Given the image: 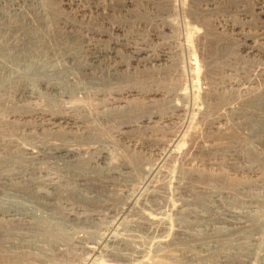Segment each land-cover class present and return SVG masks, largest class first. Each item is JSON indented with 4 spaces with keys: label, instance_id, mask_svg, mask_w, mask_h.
I'll return each mask as SVG.
<instances>
[{
    "label": "rangeland",
    "instance_id": "1",
    "mask_svg": "<svg viewBox=\"0 0 264 264\" xmlns=\"http://www.w3.org/2000/svg\"><path fill=\"white\" fill-rule=\"evenodd\" d=\"M9 10L0 30L19 38H0L5 258L264 264V0H26ZM30 32H44L40 56L54 69L69 65L63 44L99 55L96 78L74 69L76 84L64 77L60 91L35 80L16 93L20 68L8 65ZM16 154L21 162H3ZM86 169L90 182L78 176ZM19 185L30 196L2 198ZM11 204L24 212H3Z\"/></svg>",
    "mask_w": 264,
    "mask_h": 264
},
{
    "label": "bare ground",
    "instance_id": "2",
    "mask_svg": "<svg viewBox=\"0 0 264 264\" xmlns=\"http://www.w3.org/2000/svg\"><path fill=\"white\" fill-rule=\"evenodd\" d=\"M19 1L20 2H25L24 0H0V2H2L0 4V9H4V7H6L7 9H11V10H17V8L19 7ZM30 3V2H29ZM5 5V6H4ZM31 5V4H30ZM16 8V9H15ZM33 9V7H32ZM9 10V11H11ZM34 11V10H33ZM34 13V12H33ZM13 14V13H12ZM3 28V27H2ZM44 28V27H43ZM1 29V28H0ZM46 29V28H45ZM15 30V29H14ZM1 31V30H0ZM39 31V30H38ZM31 35H30V39L31 40H28V37H27V40L23 41L25 43L22 44V48L20 49L19 52H16L14 54H12V57L10 58V66L8 65V67H12V66H15L16 69L17 68H20V70L18 71L15 70L17 73L14 81H16L14 84L15 86V92L18 93V94H21V93H26L28 87L27 86H30V87H33V84L35 82V80H42L39 81L40 83H43L42 86H44V89L46 90H56L57 91H60L61 89V84L62 82L64 81V77H67V80L69 81H73L75 83L76 81V77H75V73H74V69H77V70H80L81 72H83L86 76H88L89 79H92L94 80L96 78V74L94 73V69L96 66L99 65L100 63V60H99V55L97 54H91L90 55L88 54V56H83L82 54L83 53H80V52H77V51H73L71 49H67V47H64V42L62 43L63 44V48H65V50H67V53H66V57L69 61V65L68 67L64 69H60V68H56L54 69V65H50L48 64L47 62L44 61V59L40 56L41 54V50H42V46H44V42H43V39H44V35L42 33H38V34H35L34 32H30ZM8 34V35H7ZM7 35V36H6ZM8 36L10 37L11 36V39L13 40L14 38L17 40V38H19V36L17 37V34H9L7 33L6 31L4 32H0V38H8ZM25 36V35H24ZM69 37H74L72 34H69ZM47 39V37H45V40ZM66 39V38H65ZM64 37H63V40L65 41ZM74 39V38H72ZM11 40V41H12ZM20 41H22V39H19ZM14 41V40H13ZM19 41V42H20ZM18 42V41H17ZM17 42H14V43H17ZM18 42V43H19ZM47 42V41H46ZM21 44V43H20ZM50 44V43H49ZM47 45V46H50V45ZM42 45V46H41ZM16 46V44H15ZM21 47V46H20ZM19 47V48H20ZM16 48V47H15ZM18 48V46H17ZM73 49V48H72ZM16 50V49H15ZM75 50V49H74ZM99 54V53H98ZM8 55V54H7ZM45 55V54H44ZM49 60V59H48ZM67 61V62H68ZM51 63V61H50ZM98 64V65H97ZM61 65V64H60ZM2 66V65H1ZM7 67V68H8ZM196 67V66H195ZM3 68V67H2ZM68 68V69H67ZM99 68V67H98ZM1 69V68H0ZM11 69V68H10ZM13 69V68H12ZM11 71V70H10ZM14 71V72H15ZM13 73V72H12ZM77 73V72H76ZM82 73V74H83ZM1 74V73H0ZM16 74V73H15ZM14 74V75H15ZM62 74H63V77H62ZM11 75V73H10ZM1 76V75H0ZM7 76V75H6ZM5 76V78H6ZM13 76V74H12ZM12 76H7L8 78L12 77ZM85 76V77H86ZM63 78V79H62ZM1 79V78H0ZM7 79V78H6ZM1 80H4L3 78ZM8 80V79H7ZM12 81V80H11ZM37 82V81H36ZM5 83V82H4ZM65 83V82H63ZM94 83V82H93ZM68 84V83H67ZM76 84V83H75ZM37 85V84H36ZM38 86V85H37ZM65 86V85H63ZM34 88H36V86H34ZM38 88V87H37ZM63 89V88H62ZM29 90V89H28ZM65 90V89H63ZM40 91V90H39ZM51 92V91H50ZM54 92V91H53ZM24 93V94H25ZM22 96V95H21ZM255 111H256V118L258 117V115L260 116V112L264 111V99H261L259 103H256V108H255ZM248 114V113H247ZM253 117V115H252ZM261 117V116H260ZM258 117V118H260ZM251 118V117H250ZM252 120V119H251ZM258 120V119H257ZM50 121V120H49ZM261 121V120H259ZM261 124V127L260 128V137L262 138V141H264V122H260ZM53 125V124H52ZM54 126V125H53ZM58 127V126H57ZM63 128V127H62ZM257 132V131H256ZM258 138V137H257ZM261 140V139H260ZM40 149V148H39ZM56 149V148H55ZM26 151V150H25ZM46 151V150H45ZM71 151V150H70ZM39 152V151H38ZM52 152V151H51ZM32 153V152H31ZM51 154V153H50ZM69 155H72L71 152L68 153ZM17 155V154H16ZM21 155V154H20ZM20 155H17L15 157H6L5 160H3V162H8V164H14V163H17V162H21L22 158L20 157ZM66 159V158H65ZM79 161V160H78ZM78 161H76L75 164L78 163ZM23 169V168H22ZM88 169H86L82 174H78V176H81L80 178L83 179V180H89L90 182V176L87 172ZM23 172V171H22ZM16 174V173H15ZM29 174V173H28ZM10 176V175H9ZM8 176V177H9ZM14 176V175H13ZM7 177V176H6ZM5 177V178H6ZM20 177V176H19ZM7 179V178H6ZM9 179V178H8ZM21 179V178H20ZM22 180V179H21ZM17 190H15L14 192L16 193H20V194H17L15 195V193H2L3 197H5L6 199L9 197L13 198V196H30L29 194V190L28 189H25L24 187L22 186H16ZM6 190V189H5ZM1 191V190H0ZM24 193H28V194H24ZM36 197V196H34ZM22 198V197H21ZM11 201V200H10ZM7 202V201H6ZM9 202V201H8ZM11 203V202H10ZM9 203V204H10ZM19 204V203H18ZM17 204V205H18ZM11 207L9 208H4L6 210H3V212H9V213H13V214H17L18 212H21L23 211L24 212V209L20 208L19 206H16L14 204H11L10 205ZM21 206V205H20ZM4 207V206H3ZM6 207V206H5ZM23 207V206H22ZM26 208V207H24ZM1 209V207H0ZM27 209V208H26ZM29 209V208H28ZM32 209V208H31ZM28 211V210H27ZM26 211V212H27ZM30 211V210H29ZM28 211V212H29ZM2 212V211H1ZM31 212V211H30ZM3 214V213H2ZM22 215V214H21ZM11 216V215H9ZM233 224V223H232ZM232 226V225H231ZM234 226V225H233ZM239 227V226H237ZM170 233V232H169ZM55 243V242H54ZM94 244V243H92ZM95 245L97 246V244L95 243ZM94 247H88V251H90L89 249H93ZM6 250V249H5ZM95 250V249H94ZM2 252V251H1ZM4 252V251H3ZM5 254V253H4ZM9 256V255H8ZM7 257V255H6ZM20 259V258H19ZM21 263V262H20ZM18 262V259L17 261H13V260H9L8 258H5L3 256V254L0 253V264H20ZM22 264V263H21Z\"/></svg>",
    "mask_w": 264,
    "mask_h": 264
}]
</instances>
